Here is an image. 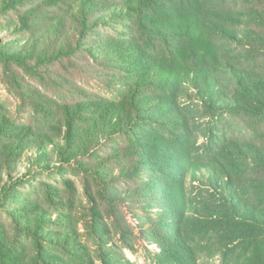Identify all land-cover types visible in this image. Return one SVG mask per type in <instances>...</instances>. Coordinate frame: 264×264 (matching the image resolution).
<instances>
[{"label":"trees","instance_id":"trees-1","mask_svg":"<svg viewBox=\"0 0 264 264\" xmlns=\"http://www.w3.org/2000/svg\"><path fill=\"white\" fill-rule=\"evenodd\" d=\"M0 264H264V0H0Z\"/></svg>","mask_w":264,"mask_h":264},{"label":"rangeland","instance_id":"rangeland-1","mask_svg":"<svg viewBox=\"0 0 264 264\" xmlns=\"http://www.w3.org/2000/svg\"><path fill=\"white\" fill-rule=\"evenodd\" d=\"M4 96L7 97V94L4 93ZM43 179H45V181L47 182H52V183H58L56 182L54 179L49 180L48 176L46 174H44ZM73 180L76 182L79 190H80V197L84 198V189H83V185L81 183V180L77 179V178H73ZM139 249V253L136 255H133L132 253H130L129 251H126V255L127 257L134 263H138V262H142L145 256V251L143 249H145L141 243H139V245L137 246ZM152 249V248H150Z\"/></svg>","mask_w":264,"mask_h":264}]
</instances>
